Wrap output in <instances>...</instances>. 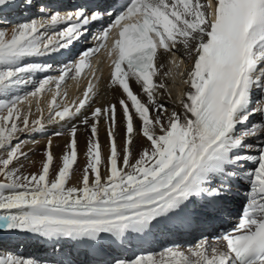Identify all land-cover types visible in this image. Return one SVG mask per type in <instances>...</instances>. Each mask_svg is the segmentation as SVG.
Masks as SVG:
<instances>
[{
  "label": "snow or ice",
  "instance_id": "6c2138e0",
  "mask_svg": "<svg viewBox=\"0 0 264 264\" xmlns=\"http://www.w3.org/2000/svg\"><path fill=\"white\" fill-rule=\"evenodd\" d=\"M11 8L35 12L10 30L0 27V241L24 236L54 250L72 242L110 253L154 229L223 218L241 202L238 223L211 239L102 264H264V0H77L71 7L0 0V13ZM89 35L95 46L58 75L35 79L53 65L32 58L69 50ZM180 44L192 66L176 73L187 89L177 101L181 111H169L158 61L175 56ZM102 49L110 60L104 86L118 96L97 103L102 77L91 61ZM88 72L82 94L65 102L64 84ZM46 92L47 116L40 104ZM50 126L60 130L47 136L40 168L26 172L35 163L29 144L38 145L35 135ZM81 128L89 135L76 175ZM65 134L57 165L53 138ZM74 176L77 186H69ZM0 264L48 262L0 254Z\"/></svg>",
  "mask_w": 264,
  "mask_h": 264
},
{
  "label": "bare ground",
  "instance_id": "6f19581e",
  "mask_svg": "<svg viewBox=\"0 0 264 264\" xmlns=\"http://www.w3.org/2000/svg\"><path fill=\"white\" fill-rule=\"evenodd\" d=\"M44 3H52L51 0H42ZM64 6L71 7V4H65ZM35 9L32 10V12H21L15 8H12V10L6 11V9L3 10L2 13H0V27H6L10 30L11 26L15 25L18 22H21L24 19H29L34 14ZM4 17L7 18V22H4ZM175 55H178V60L175 59L179 63V68L173 67V65L167 61L168 54H162L161 59L158 61V63H162L164 67L160 71V75L157 77V79H165L168 88L167 92L171 93V98L168 97L167 92L163 97H161V101L168 107L169 111L175 109L177 111H181L179 104L177 101L181 98L182 93L184 90L187 89L186 87H183L182 79L176 75L177 72H186L187 70H190L192 66V60L187 56V53L183 47L182 44L178 45L177 48L174 50ZM74 52L72 49L69 50L68 55L65 56L62 59H52L50 61H43L42 57L32 58L35 62L40 63H50L53 65V69L49 71L48 73L39 74L35 77V79L38 81L39 79L43 78L45 75H51L55 76L58 75V69L63 65L67 64L69 62L68 56ZM100 58H106L107 54L106 52L99 56ZM108 58V57H107ZM172 59V60H173ZM110 68V67H109ZM171 69V74L167 77L164 76L165 72H168ZM97 76L102 77L101 81V94L96 98L97 103L103 102V100H114L115 97L118 96V93H114L111 90H108L103 83V80L106 79L109 74L107 72V69L103 67L102 70H99L96 74ZM89 76V77H86ZM91 78L90 72L86 73L85 77L80 79L79 81H75L73 83L67 81L66 84H64L61 91L67 92V101L68 102L72 99H76L82 94L83 89L87 86L88 79ZM95 82V81H94ZM31 85H29L27 88H23L20 90V92L31 90ZM52 91H55V86H52ZM19 94V93H16ZM52 92H46L44 93L40 98V104L41 107L45 110V116H47V103L51 100ZM259 98V94H255L253 97V104L252 107H256L255 101ZM24 107H27L26 105ZM33 113L34 116L36 114V108H35V102H33ZM34 118V117H33ZM253 122H259L261 120V117L259 115L252 116ZM53 130H60L57 126H50L48 128V131L46 134H36L35 139L39 141L38 145H31L29 144V147L33 148V152L30 153V159L34 161L33 164H26L25 171L26 172H35L40 168V162L42 158V153L44 150V146L47 140V136L53 131ZM89 133L84 131L83 128H81L80 132L78 133L79 138V147L81 151V155L79 158V163L77 165V172L76 175H79L81 172V169L83 165L85 164V158L83 156V151L85 150V140L88 137ZM26 140H31L33 137H22ZM100 138L102 144L106 143V136H105V128L103 125H101L100 129ZM67 140V135L65 134L64 137L61 138H53V152L55 153L57 160L56 164H59V156L62 154L63 146L65 141ZM142 139L137 142V147L142 143ZM251 167V165H249ZM69 186H77V179L74 176L70 182ZM174 232L171 231H165L162 235L163 238L157 239V241H153L148 247L146 248H139V247H132L127 253L120 254L118 256L120 257H133L135 255L141 254V253H147V252H158L164 247L171 246L170 243H178L176 241H173L171 238L173 237ZM197 241V240H196ZM194 243V241H191L189 244ZM25 244V243H24ZM184 245L185 247L189 244L186 243H180ZM18 244L14 242L10 243H1L0 244V254H13V255H19L23 257H32L36 259H40L41 261L48 262V264H55V262H62V264H102L103 261L109 260L111 256L106 257L104 259L99 260H86L83 258H80L77 255H73L69 250L65 248H60L57 252L53 254V251L46 252V250H38L39 247H37L35 244L30 246V244H25L23 249H19L17 247ZM19 249L18 251H14V249ZM52 255H49V254Z\"/></svg>",
  "mask_w": 264,
  "mask_h": 264
},
{
  "label": "rangeland",
  "instance_id": "374dc122",
  "mask_svg": "<svg viewBox=\"0 0 264 264\" xmlns=\"http://www.w3.org/2000/svg\"><path fill=\"white\" fill-rule=\"evenodd\" d=\"M0 25H2V23H0ZM49 253H50V252H49ZM49 253H48V254H49ZM53 254H54V251H53ZM49 255H52V254H49Z\"/></svg>",
  "mask_w": 264,
  "mask_h": 264
}]
</instances>
